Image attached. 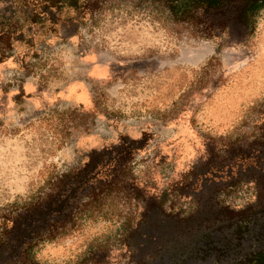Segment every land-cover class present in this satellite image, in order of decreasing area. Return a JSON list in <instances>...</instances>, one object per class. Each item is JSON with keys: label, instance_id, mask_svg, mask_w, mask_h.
I'll return each instance as SVG.
<instances>
[{"label": "rangeland", "instance_id": "374dc122", "mask_svg": "<svg viewBox=\"0 0 264 264\" xmlns=\"http://www.w3.org/2000/svg\"><path fill=\"white\" fill-rule=\"evenodd\" d=\"M107 1L92 15L56 13L52 32L26 24L0 60V211L122 134L145 136L134 173L163 209L142 221L143 201L118 198L39 244L42 264H76L92 247L99 264H165L191 240L192 224L216 212L208 205L238 214L257 199L253 178L229 174L237 160L226 147L245 145L264 118V8L250 35H211L173 20L161 1ZM14 7L0 0V14ZM132 212L136 236L122 243Z\"/></svg>", "mask_w": 264, "mask_h": 264}, {"label": "trees", "instance_id": "16d2710c", "mask_svg": "<svg viewBox=\"0 0 264 264\" xmlns=\"http://www.w3.org/2000/svg\"><path fill=\"white\" fill-rule=\"evenodd\" d=\"M151 1H161L173 20L193 24L211 35L231 28H238L242 36L250 35L255 29L259 12L264 8V0ZM107 2L14 0L13 11L0 14V60L11 55L17 41L24 40L26 24L39 25L45 32H52L59 18L56 13L71 10L77 16L86 13L92 15L103 10ZM260 108L264 116V101ZM260 122L245 138V145L230 144L226 147L230 157L236 156L237 160L227 163L230 166L229 174L233 175L234 168H239L245 178L251 177L255 181L256 201L249 203L246 210L238 212L241 215L239 218L247 221V225L252 224L254 231L257 218L254 217L256 211L252 209H264V118ZM145 143V136L131 138L122 134L117 142L101 149H91L82 159L52 175L27 198L7 204L0 211V264H42L35 256L39 244L75 229L83 220L103 212L104 207L118 198L127 203L143 201L139 212L142 221L147 220L154 208L162 210L164 203L154 195L146 194V186L138 181L134 173V160ZM213 157L214 154L209 162ZM231 179L234 180L231 181L232 186L240 180ZM214 206L226 211V214L234 213L219 200L208 205V209ZM187 216L190 217L186 215L184 219ZM134 218L135 212L128 214L120 226L122 243L136 236L140 222L137 220L134 225ZM93 248L76 264H86L88 260L93 262L91 264H99L102 255L98 256L96 248ZM250 262L264 264V250L252 254Z\"/></svg>", "mask_w": 264, "mask_h": 264}, {"label": "flooded vegetation", "instance_id": "af4514ba", "mask_svg": "<svg viewBox=\"0 0 264 264\" xmlns=\"http://www.w3.org/2000/svg\"><path fill=\"white\" fill-rule=\"evenodd\" d=\"M220 210L217 207L216 212L195 221L191 240L172 253L174 260H164L165 264H252V254L264 250V209H252L256 211V231L239 218L240 213Z\"/></svg>", "mask_w": 264, "mask_h": 264}]
</instances>
